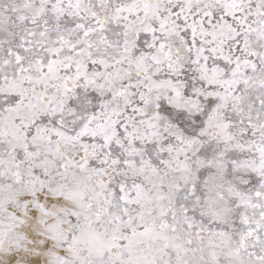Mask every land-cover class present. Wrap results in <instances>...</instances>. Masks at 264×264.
Here are the masks:
<instances>
[{"label": "snow or ice", "instance_id": "6c2138e0", "mask_svg": "<svg viewBox=\"0 0 264 264\" xmlns=\"http://www.w3.org/2000/svg\"><path fill=\"white\" fill-rule=\"evenodd\" d=\"M0 264H264V0H0Z\"/></svg>", "mask_w": 264, "mask_h": 264}]
</instances>
